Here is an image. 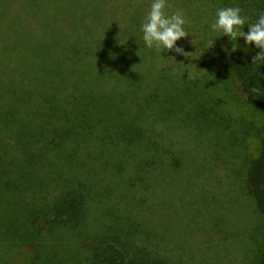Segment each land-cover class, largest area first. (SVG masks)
Masks as SVG:
<instances>
[{
  "label": "rangeland",
  "instance_id": "374dc122",
  "mask_svg": "<svg viewBox=\"0 0 264 264\" xmlns=\"http://www.w3.org/2000/svg\"><path fill=\"white\" fill-rule=\"evenodd\" d=\"M62 1L57 12L54 0H0V264L51 261V233L44 230L51 209V17L78 0ZM135 1L150 11L153 0ZM168 3V14H186L188 36L176 46L192 56L165 50L164 66L185 82L215 87L211 97L225 129L200 138L183 130L175 141L177 175L163 185L132 190L102 176L103 197L90 205L89 222L129 226L132 254L145 250L168 264H257L264 218L248 192L244 162L256 155L264 119L236 82L215 79L212 60L229 37L211 29L216 16L207 1ZM73 236L64 235L55 251L80 262L92 241Z\"/></svg>",
  "mask_w": 264,
  "mask_h": 264
},
{
  "label": "trees",
  "instance_id": "16d2710c",
  "mask_svg": "<svg viewBox=\"0 0 264 264\" xmlns=\"http://www.w3.org/2000/svg\"><path fill=\"white\" fill-rule=\"evenodd\" d=\"M206 1L215 16L220 8H241L245 33L264 13V0ZM62 3L54 0L57 12ZM148 12L144 1L78 0L51 17V209L44 226L51 233V261L40 264H166L145 250L131 253L129 226L89 222L90 205L103 197L101 177L109 174L132 190L163 185L168 175L172 180L177 175L175 141L183 130L200 138L225 129L216 109L221 106L213 101L218 98L211 97L215 87L211 91L198 78L185 82L186 77L170 75L166 51L145 46L141 25ZM228 41L212 60L215 79L236 82L264 119V64L252 63L260 49L243 38ZM256 149L244 172L264 218V130ZM64 235L92 241L86 258L58 257L55 249ZM257 264H264V245Z\"/></svg>",
  "mask_w": 264,
  "mask_h": 264
},
{
  "label": "clouds",
  "instance_id": "9594fccd",
  "mask_svg": "<svg viewBox=\"0 0 264 264\" xmlns=\"http://www.w3.org/2000/svg\"><path fill=\"white\" fill-rule=\"evenodd\" d=\"M170 7L168 0H153L150 11L141 25L142 40L148 49L174 50L178 55L188 58L192 54L176 46L178 40L188 36L185 31L186 14L179 9L168 14L166 9ZM241 13L242 9L239 7L220 8L217 10L216 19L210 27L214 32L228 36L231 42L243 38L248 45L254 44L260 51L253 57L252 63L264 64V13L259 15L256 22L247 24L249 29L247 33L241 30L247 23V17ZM236 50L237 48L233 44L232 51L235 52Z\"/></svg>",
  "mask_w": 264,
  "mask_h": 264
}]
</instances>
